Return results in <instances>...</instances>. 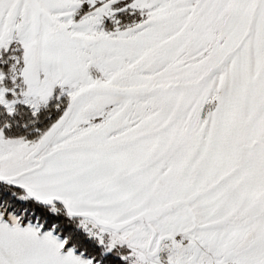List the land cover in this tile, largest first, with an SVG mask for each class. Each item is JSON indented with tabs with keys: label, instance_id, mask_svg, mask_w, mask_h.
<instances>
[{
	"label": "snow or ice",
	"instance_id": "obj_1",
	"mask_svg": "<svg viewBox=\"0 0 264 264\" xmlns=\"http://www.w3.org/2000/svg\"><path fill=\"white\" fill-rule=\"evenodd\" d=\"M0 264H264V0H0Z\"/></svg>",
	"mask_w": 264,
	"mask_h": 264
}]
</instances>
